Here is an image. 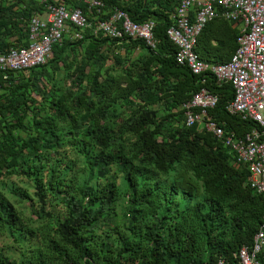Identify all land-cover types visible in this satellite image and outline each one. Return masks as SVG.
<instances>
[{
  "label": "trees",
  "instance_id": "16d2710c",
  "mask_svg": "<svg viewBox=\"0 0 264 264\" xmlns=\"http://www.w3.org/2000/svg\"><path fill=\"white\" fill-rule=\"evenodd\" d=\"M60 1L81 7L88 15L75 0ZM100 1L104 4L102 19L118 9L133 22L153 21L156 49L140 40L118 46L115 40L86 30L80 40L64 38L55 44L43 65L16 74L8 72L6 79L0 72V177L3 171H10L31 180L39 218L51 217L57 204H63L65 213L55 229L58 241L54 245L62 264H216L220 259L237 264V250L251 243L264 222V196L249 188L247 170L233 166L211 135L183 125L180 105L199 84L185 66L176 63L175 47L166 36L174 13L172 2ZM5 2L0 0V53L26 46L29 19L34 12L42 13L34 0H16L11 5ZM14 36L17 45L12 46L8 38ZM235 38V28L214 20L200 34L195 52L205 60L227 61L235 49ZM82 42V59L72 84H81L90 62L99 66L113 51L119 53L122 46L127 50L139 47L142 56L127 71V85L122 87L112 75L101 79L95 74L80 94L74 95L71 88L65 95L55 94L48 82ZM114 60L120 64L119 58ZM206 86L219 97L216 107L209 111L215 121L237 134L252 127L227 114L231 86H217L213 81ZM129 91L139 106L119 120L112 106L116 98ZM32 92L48 98L52 116H39L42 106ZM156 103L164 106V115L148 108ZM82 110L91 118L86 126L77 124V113ZM28 114H32L34 133L22 136L20 129H26ZM56 122L71 123L79 131L76 150L82 157L87 182L78 185L73 177L67 179L70 165L60 168L53 161L48 164V151L61 147L62 132ZM127 134L134 139L129 145L125 143ZM111 167L122 175L128 195L127 231L118 234L116 243L107 231L98 232L107 224L109 211L119 199L118 187L112 180L87 186L93 178L106 179ZM180 169L191 171L203 183L205 194L198 200L195 187L184 181L180 171L170 177L172 171ZM13 191L21 197L19 190ZM0 227L13 236L33 234L24 231L17 210L1 196ZM258 259L264 264V251ZM44 262L40 256L24 260V264ZM0 264L15 262L0 255Z\"/></svg>",
  "mask_w": 264,
  "mask_h": 264
},
{
  "label": "built area",
  "instance_id": "2783aa9c",
  "mask_svg": "<svg viewBox=\"0 0 264 264\" xmlns=\"http://www.w3.org/2000/svg\"><path fill=\"white\" fill-rule=\"evenodd\" d=\"M174 13L166 29L175 47L174 59L198 80V88L180 105L183 125L196 127L213 137L229 155L232 165L247 170V183L256 195L264 196V0H170ZM42 13L30 17L28 44L10 47L0 53V72L16 74L45 64L53 46L62 39L80 40L86 30L116 41L119 46L129 41H142L156 49L155 24L151 20L133 22L121 10L114 9L102 19L103 2L75 0L84 6L72 7L60 0H34ZM214 20L227 22L236 29L235 49L224 62L205 60L195 52L198 38L206 25ZM229 85L232 99L225 109L252 127L241 134L225 129L209 114L218 103V95L206 85ZM264 251V222L250 244L242 245L235 255L237 264H261ZM216 264H226L223 259Z\"/></svg>",
  "mask_w": 264,
  "mask_h": 264
},
{
  "label": "rangeland",
  "instance_id": "374dc122",
  "mask_svg": "<svg viewBox=\"0 0 264 264\" xmlns=\"http://www.w3.org/2000/svg\"><path fill=\"white\" fill-rule=\"evenodd\" d=\"M123 0H117L119 4ZM125 1V0H124ZM16 0H6L7 5L15 3ZM216 24L218 22H215ZM8 41L12 46L17 45L15 36L9 37ZM85 42H82L74 54L70 55V58L66 65H61L54 71L52 81L48 82V87L55 91V94L65 95L68 88L72 89L74 95L81 93L83 88H87L89 78L95 74H98L102 79L105 75L114 76L123 87L127 85L128 77L127 71H131L132 64L136 61L141 49L139 47L125 49L124 46L120 48L119 53L109 54L103 64L96 66L93 62H90L84 71L83 81L80 85L72 84V80L76 74V67L80 65L82 59V50ZM112 50V49H111ZM103 51V50H102ZM117 52V51H116ZM115 57L119 58L120 64H115ZM23 75H27L23 73ZM33 97L41 104L42 109L40 117L52 116L48 112V98L39 94L33 93ZM122 98H116L113 108L117 111L119 120L125 119L129 116L130 112L135 111L139 106L138 101L135 99L132 92L122 93ZM129 101L134 102L130 104ZM148 108L154 109L160 116L164 115V106L160 103H156L148 106ZM73 108H70L72 110ZM179 110H177L176 118L179 119ZM178 116V117H177ZM32 114H28L25 118L24 127L26 129H20L22 136L27 133H34V129L30 126ZM77 124L88 125L91 118L86 114L85 110L77 113ZM118 120V121H119ZM57 126L62 132L61 147L56 150L48 151L47 161L48 164L53 161L57 163L60 168L66 165H70L71 169L67 173V179L73 177L76 184L80 185L86 180V172L83 170V160L76 150L77 141L81 138L79 131H76L73 124L68 122H56ZM134 141L133 137L129 134L125 136V143L127 145ZM177 171H180L184 181L195 187L196 194L195 199L198 200L205 194V187L203 183L193 176L191 171L174 170L171 172L170 177H173ZM164 179V177H162ZM107 180L115 182L119 189V199L113 204L109 211V218L105 227L98 233L107 231V236L111 241L118 242V234L126 233L127 231V215L126 209L128 206V195L124 191V182L122 175L116 170L115 167H111L106 179L93 178L87 183L88 187H95L104 184ZM13 190H19L22 193L21 197L14 193ZM207 192V191H206ZM34 186L31 180L23 177L19 173L3 171L0 177V196L10 202L17 210L22 220V227L24 231H31L32 235H25L24 237L13 236L0 227V255L7 258L9 261L15 262V264H24V260L27 258H40L45 261L44 264H62L57 250L54 245L58 241L55 229L57 228L58 221L62 219L65 213V207L63 204H57L56 208L52 210L51 217L39 218L35 214L38 210L36 204V198L34 195ZM208 194H210L208 192ZM110 228V229H108Z\"/></svg>",
  "mask_w": 264,
  "mask_h": 264
},
{
  "label": "crops",
  "instance_id": "0c3cea01",
  "mask_svg": "<svg viewBox=\"0 0 264 264\" xmlns=\"http://www.w3.org/2000/svg\"><path fill=\"white\" fill-rule=\"evenodd\" d=\"M140 56H142V53H141V52L139 53L138 58H139Z\"/></svg>",
  "mask_w": 264,
  "mask_h": 264
}]
</instances>
